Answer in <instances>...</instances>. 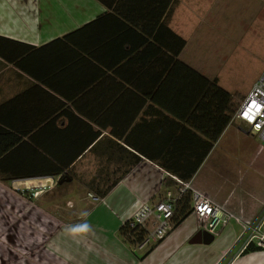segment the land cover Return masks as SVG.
Segmentation results:
<instances>
[{
    "label": "crops",
    "instance_id": "obj_1",
    "mask_svg": "<svg viewBox=\"0 0 264 264\" xmlns=\"http://www.w3.org/2000/svg\"><path fill=\"white\" fill-rule=\"evenodd\" d=\"M229 4L0 0V264H264L256 238L244 250L264 235V144L233 112L210 145L227 109L184 67L249 92L258 78L238 91L210 67L211 25ZM56 168L70 180L20 191ZM188 174L233 217L213 234L190 211L149 247L130 245L125 221ZM87 183L112 186L94 200Z\"/></svg>",
    "mask_w": 264,
    "mask_h": 264
},
{
    "label": "built area",
    "instance_id": "obj_2",
    "mask_svg": "<svg viewBox=\"0 0 264 264\" xmlns=\"http://www.w3.org/2000/svg\"><path fill=\"white\" fill-rule=\"evenodd\" d=\"M234 117L244 121L249 126V131L257 135L264 144V73L253 83L235 111ZM59 177H51L42 187L54 186ZM173 179L175 184L165 191L159 201L152 204L142 203L125 221L126 232L123 238L136 249H144L166 235L174 225L173 215L176 203L185 193L190 194L191 211L199 219L203 230L216 234L219 228L233 217V214L222 205L194 189L190 181H183L176 176ZM39 187L31 192L33 196L42 191ZM88 196L94 200L98 199V196L91 192H88ZM243 227L246 229V226L243 225ZM253 238L257 239V245L264 247V235H258L257 232L249 236L246 245Z\"/></svg>",
    "mask_w": 264,
    "mask_h": 264
},
{
    "label": "rangeland",
    "instance_id": "obj_3",
    "mask_svg": "<svg viewBox=\"0 0 264 264\" xmlns=\"http://www.w3.org/2000/svg\"><path fill=\"white\" fill-rule=\"evenodd\" d=\"M246 1H249L247 7L244 4ZM262 3L264 0H230V4L222 8L224 24L211 25L217 30L218 36L217 45L213 48L214 58L217 61L210 67H217L219 79L231 83L238 91L246 89L253 80L264 73V4ZM42 185L44 183L37 184L42 191L57 186V184L52 187L48 185L42 187ZM19 188L21 192L33 197L31 192L35 187L23 185ZM56 204L53 207H56ZM63 205H67L65 201L58 200L57 207Z\"/></svg>",
    "mask_w": 264,
    "mask_h": 264
},
{
    "label": "trees",
    "instance_id": "obj_4",
    "mask_svg": "<svg viewBox=\"0 0 264 264\" xmlns=\"http://www.w3.org/2000/svg\"><path fill=\"white\" fill-rule=\"evenodd\" d=\"M177 0H170V13L172 12L174 6L176 5ZM166 25V24H165ZM183 39L179 38V47L181 48L183 46ZM179 65L183 66L182 63L178 62ZM184 67L187 69L188 73H192L194 74L196 77L202 79L204 82L207 83V91L211 90L212 92L215 90L218 98H219V102L223 99V107L227 109V113L226 115H219V126L217 128V133L212 135L210 138V145L212 144V142L217 138V136L220 134L221 130L224 128V126L227 124V122L230 119V115L237 110L238 106L240 105V101L243 100V98H241V96L238 93H230L226 90H224L223 88H221L220 86H218L216 84V78H212V79H207L204 76L200 75L199 73H197V71H195L193 68L189 67L188 65H184ZM210 85V86H209ZM62 168H56V169H50V170H46L44 172V174H50L52 175L54 178L57 176H60V178L62 177H66L67 175L65 174V172H62ZM126 169H123V173L125 172ZM50 172V173H49ZM28 175V174H27ZM32 176V175H30ZM38 176V175H37ZM190 174L188 175H181V177H178L179 179L185 181L188 180ZM2 177V176H1ZM68 177V176H67ZM4 178V177H3ZM16 178V177H13ZM58 179V180H59ZM59 183L57 182V185ZM87 187L92 190L96 196H102L104 195L108 189L112 186V184H94V183H87L86 184ZM190 201V194L189 193H185L181 199H179L176 203V207H175V211H174V215H173V220H174V224H176L181 218H183L185 216V214L188 212H190V208L188 206ZM126 232V224L124 223L121 227V233L122 235H124V233ZM257 246H253L251 242H249L246 247L244 248V250L246 249H251Z\"/></svg>",
    "mask_w": 264,
    "mask_h": 264
},
{
    "label": "clouds",
    "instance_id": "obj_5",
    "mask_svg": "<svg viewBox=\"0 0 264 264\" xmlns=\"http://www.w3.org/2000/svg\"><path fill=\"white\" fill-rule=\"evenodd\" d=\"M87 230H88V226L87 225H82V226H79L78 228L70 229V231H72V232L87 231Z\"/></svg>",
    "mask_w": 264,
    "mask_h": 264
},
{
    "label": "water",
    "instance_id": "obj_6",
    "mask_svg": "<svg viewBox=\"0 0 264 264\" xmlns=\"http://www.w3.org/2000/svg\"><path fill=\"white\" fill-rule=\"evenodd\" d=\"M65 180H70V178L69 177H62V178H60L59 180H58V183H62L63 181H65Z\"/></svg>",
    "mask_w": 264,
    "mask_h": 264
}]
</instances>
